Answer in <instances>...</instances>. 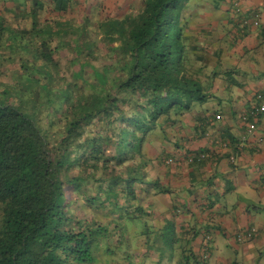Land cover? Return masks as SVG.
<instances>
[{
	"label": "trees",
	"instance_id": "16d2710c",
	"mask_svg": "<svg viewBox=\"0 0 264 264\" xmlns=\"http://www.w3.org/2000/svg\"><path fill=\"white\" fill-rule=\"evenodd\" d=\"M68 2L0 0V264H96L99 247L110 262L112 243L127 264L139 253L195 263L198 231L176 227L186 203L163 177L172 150L186 159L195 139L181 135L188 117L204 136L205 104L220 80L239 86L236 71L186 14L189 0L104 15L98 4L94 19ZM195 154L190 176L204 163Z\"/></svg>",
	"mask_w": 264,
	"mask_h": 264
},
{
	"label": "crops",
	"instance_id": "0c3cea01",
	"mask_svg": "<svg viewBox=\"0 0 264 264\" xmlns=\"http://www.w3.org/2000/svg\"><path fill=\"white\" fill-rule=\"evenodd\" d=\"M139 1L123 0L114 7L119 10L121 3L125 4V13ZM68 3L75 6L72 15L79 19L85 15L94 19L99 14L89 7L98 4H104L101 15L113 13L109 0ZM188 3L186 14L200 21L196 27L201 36L218 40L224 68L236 71L234 79L239 86L230 85L226 78L220 80L213 99L205 104V135L196 136L193 121L187 132H181L184 137L195 138L183 145L189 151L187 158L181 151H172V180L176 179L172 191L181 207L186 203L176 227L198 231L191 241L196 257L195 263L191 257V264H264V109L249 119L255 124L252 130L248 129L249 121L242 119L258 103L264 105V0ZM240 23L247 27V33L233 43L231 38L241 28ZM195 152L204 163L190 176L189 162ZM191 177L199 180L198 185H190ZM180 179L183 181L177 183ZM251 229L250 238L238 240Z\"/></svg>",
	"mask_w": 264,
	"mask_h": 264
},
{
	"label": "rangeland",
	"instance_id": "374dc122",
	"mask_svg": "<svg viewBox=\"0 0 264 264\" xmlns=\"http://www.w3.org/2000/svg\"><path fill=\"white\" fill-rule=\"evenodd\" d=\"M124 1H126V0H124ZM109 2L111 4L110 5L111 8H113V11H115L117 14H123L124 13L123 10H124V5L125 4L122 5V3H121V7H120L121 9H119V10L118 9H115V7H114L117 2H123V0H109ZM90 9L93 12H97L99 8H97V6L95 5V6L90 7ZM115 12H113V13H115ZM91 38L96 39V37L94 36V34L91 35ZM98 45L101 47L102 46V43L99 42ZM188 122L190 124L193 122L192 117H188ZM168 131H169V138H170V140H172V129H169ZM169 147H170L169 144H167L166 147H164V148H166V149H168L170 151L171 149ZM161 148L162 147H161L159 141L158 140H155L152 144L148 145V147H147L146 150L149 152V154L155 155V154H157L161 150ZM154 162L156 163L155 160H154ZM167 162H169V164H170L169 167L172 168V160L171 159H167ZM164 170H165V168H164L163 165H161V164L160 165H157L156 164V166L154 167V169H151L150 172L152 173L154 171L155 172L157 171V172H160V174H164L163 173ZM163 180L164 181H166V180L170 181L169 183L171 185H172V183L173 184H176V179L172 180V175L171 176L165 175L163 177ZM178 181L179 182H177V183H181L183 180L180 179ZM148 199L151 200L150 198H148ZM148 199L146 201H149ZM157 210H159V208ZM109 244H111V243H109ZM112 247L115 250V253H117L115 255V258H113L114 260H111L110 262L109 261H106L105 260V254L103 252L104 249H101V247H99L97 249V252L95 253V256H96V259L95 260L97 261L96 264H127L126 261H125V259H124V257H123V251H124L125 247H122L120 249L119 248L116 249L115 248V244H113V243H112ZM135 252H136V250L133 252V254ZM143 257H144V255L141 254V253H139V254H136L135 255L134 260L136 262L139 261L141 264H142V262L144 264H153V261L151 259L154 258V257L152 255L150 256V258H147V259H144ZM163 264H168V263H167V261H164Z\"/></svg>",
	"mask_w": 264,
	"mask_h": 264
},
{
	"label": "built area",
	"instance_id": "2783aa9c",
	"mask_svg": "<svg viewBox=\"0 0 264 264\" xmlns=\"http://www.w3.org/2000/svg\"><path fill=\"white\" fill-rule=\"evenodd\" d=\"M255 24H257L258 23V21H255L254 22ZM259 105L258 106H256L255 108H253L251 111H249L248 112V114H244L243 116H242V119L244 120V121H249L248 122V129L249 130H252L253 128H254V126H255V124H254V122H251L249 119H255L256 118V116H258V114L261 112V111H263V109H264V105H263V103H258ZM253 229H251V230H249V231H247L246 233H244L243 235H241V236H238V240H244V239H247V238H250L251 236H252V234H253Z\"/></svg>",
	"mask_w": 264,
	"mask_h": 264
}]
</instances>
